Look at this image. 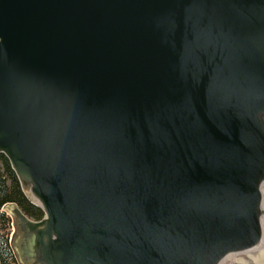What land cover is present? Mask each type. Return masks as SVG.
Masks as SVG:
<instances>
[{
	"label": "water",
	"instance_id": "water-1",
	"mask_svg": "<svg viewBox=\"0 0 264 264\" xmlns=\"http://www.w3.org/2000/svg\"><path fill=\"white\" fill-rule=\"evenodd\" d=\"M0 156L19 264L264 255V0H0Z\"/></svg>",
	"mask_w": 264,
	"mask_h": 264
},
{
	"label": "trees",
	"instance_id": "trees-1",
	"mask_svg": "<svg viewBox=\"0 0 264 264\" xmlns=\"http://www.w3.org/2000/svg\"><path fill=\"white\" fill-rule=\"evenodd\" d=\"M15 204L27 216L41 220L44 213L24 195L9 161L0 156V264H19L12 248L14 222L6 206Z\"/></svg>",
	"mask_w": 264,
	"mask_h": 264
},
{
	"label": "rangeland",
	"instance_id": "rangeland-1",
	"mask_svg": "<svg viewBox=\"0 0 264 264\" xmlns=\"http://www.w3.org/2000/svg\"><path fill=\"white\" fill-rule=\"evenodd\" d=\"M258 257V253H254L252 255L248 256H243V257H238L236 260L229 262V264H264V255L263 259H254Z\"/></svg>",
	"mask_w": 264,
	"mask_h": 264
}]
</instances>
